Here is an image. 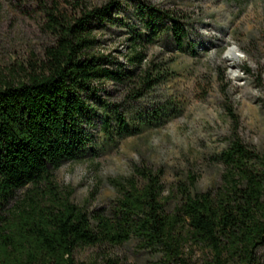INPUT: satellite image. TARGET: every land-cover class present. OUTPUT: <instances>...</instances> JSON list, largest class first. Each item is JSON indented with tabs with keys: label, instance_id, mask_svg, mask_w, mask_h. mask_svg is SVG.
<instances>
[{
	"label": "trees",
	"instance_id": "16d2710c",
	"mask_svg": "<svg viewBox=\"0 0 264 264\" xmlns=\"http://www.w3.org/2000/svg\"><path fill=\"white\" fill-rule=\"evenodd\" d=\"M112 8L110 3L83 10L72 20L49 14L53 40L42 57L21 70V79L0 82V264H74L78 247L131 240L174 264H187L182 250L189 242L208 251L204 264H263L258 250L264 247V154L246 146L235 129L218 155L219 185L204 192L183 189L171 212L162 200L160 175L151 171L142 173V184L121 187L109 211H87L71 201L72 189L62 191L55 183L64 162L91 152L97 108L105 136L134 133L116 106L100 97L102 84L137 77L139 90L151 89L160 76L138 73L144 54L135 36L127 39L124 64L94 50L95 23L108 22ZM146 17L153 36L164 31L181 45L185 31L178 19L153 8ZM164 20L169 25L162 30ZM227 111L235 121L233 109ZM163 115L160 110L145 122Z\"/></svg>",
	"mask_w": 264,
	"mask_h": 264
},
{
	"label": "rangeland",
	"instance_id": "374dc122",
	"mask_svg": "<svg viewBox=\"0 0 264 264\" xmlns=\"http://www.w3.org/2000/svg\"><path fill=\"white\" fill-rule=\"evenodd\" d=\"M113 3L108 22L95 23L94 50L124 64L130 36L144 59L138 73L160 72L151 89L139 90L138 79L104 82L99 95L116 106L133 134L104 135L102 109L91 129L90 151L66 161L55 172L62 191L87 211H109L129 181L143 183L142 173L159 174L165 210L171 212L190 193L216 188L223 166L218 155L232 130L246 146L264 154V0H0V82L42 57L53 37L49 14L69 20L83 10ZM173 15L185 31L181 45L169 33L152 35L146 16L151 9ZM169 25L168 20L163 21ZM150 39H152L150 41ZM138 93V95H135ZM235 113V121L227 108ZM164 111L161 120L146 121ZM194 178V185L190 181ZM26 190L19 193L25 195ZM264 264V247L258 250ZM187 264H204L208 251L186 243ZM74 264H174L160 253L137 247L84 246L73 251Z\"/></svg>",
	"mask_w": 264,
	"mask_h": 264
}]
</instances>
